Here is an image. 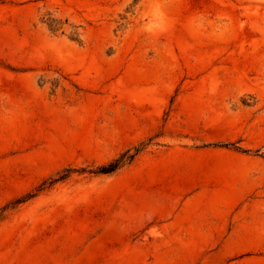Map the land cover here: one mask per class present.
<instances>
[{
    "label": "rangeland",
    "instance_id": "obj_1",
    "mask_svg": "<svg viewBox=\"0 0 264 264\" xmlns=\"http://www.w3.org/2000/svg\"><path fill=\"white\" fill-rule=\"evenodd\" d=\"M181 262L264 264V0H0V264Z\"/></svg>",
    "mask_w": 264,
    "mask_h": 264
},
{
    "label": "crops",
    "instance_id": "obj_2",
    "mask_svg": "<svg viewBox=\"0 0 264 264\" xmlns=\"http://www.w3.org/2000/svg\"><path fill=\"white\" fill-rule=\"evenodd\" d=\"M198 196H201V198L203 199L204 198V193L203 194H200ZM213 200H218L219 197H211ZM188 201V200H187ZM188 214H189V211H188V208L187 206L185 207H182L178 212L177 214L175 215V217L169 221V228L171 229H176L175 231H170L169 233L167 234H162V237H163V240H169V241H177V242H180V239H184V240H192V242H208L209 240H207V237L206 236H195L194 234H188V231H189V227L190 225L188 224H183L182 223V220L179 219V217H183L185 216L186 218H188ZM211 216V219L219 222L220 220V213L218 211L214 212L213 214L210 215ZM166 224V223H165ZM214 226V223L212 224ZM185 228L187 230V233L185 234H179L178 233V229L179 228ZM180 258V257H179ZM183 259V258H181ZM181 264H187L185 262H181Z\"/></svg>",
    "mask_w": 264,
    "mask_h": 264
},
{
    "label": "trees",
    "instance_id": "obj_3",
    "mask_svg": "<svg viewBox=\"0 0 264 264\" xmlns=\"http://www.w3.org/2000/svg\"><path fill=\"white\" fill-rule=\"evenodd\" d=\"M146 149V145H142L140 148H136L135 152L133 154H129L128 152L123 154L119 159L113 161L112 163H110L109 165L103 167L100 169L99 172L101 173H111L116 171L117 169L121 168L122 166H124L126 163H129L131 161H133V159L140 154L141 152H143Z\"/></svg>",
    "mask_w": 264,
    "mask_h": 264
},
{
    "label": "bare ground",
    "instance_id": "obj_4",
    "mask_svg": "<svg viewBox=\"0 0 264 264\" xmlns=\"http://www.w3.org/2000/svg\"><path fill=\"white\" fill-rule=\"evenodd\" d=\"M238 245V244H237ZM239 246V245H238ZM228 251H232V248H227Z\"/></svg>",
    "mask_w": 264,
    "mask_h": 264
}]
</instances>
